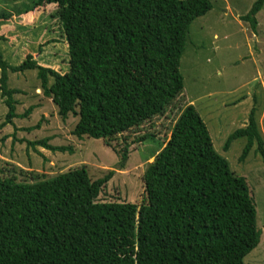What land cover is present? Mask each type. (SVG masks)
I'll list each match as a JSON object with an SVG mask.
<instances>
[{"label":"trees","instance_id":"16d2710c","mask_svg":"<svg viewBox=\"0 0 264 264\" xmlns=\"http://www.w3.org/2000/svg\"><path fill=\"white\" fill-rule=\"evenodd\" d=\"M23 4L19 13L56 5L68 70L41 65L32 53L11 65L0 47V95L7 107L1 125L17 116L13 95L20 90L8 86V72L33 69L57 114L62 119L78 117L72 133L105 143L160 114L182 91L179 64L190 24L211 8L210 0ZM263 4L255 0L241 16L253 30ZM10 17L0 14L3 20ZM4 38L0 35V41ZM254 109L247 124L233 130L223 145L226 150L232 140L245 139L240 161L253 147L264 160ZM48 140L28 144L72 152ZM127 147L119 152L118 168L125 165ZM112 174L108 170L91 180L87 167L81 166L50 177L36 174L30 180L0 175V264H246L244 257L259 243L262 230L246 179L232 172L214 149L207 125L192 104L181 111L145 169L140 205L98 200Z\"/></svg>","mask_w":264,"mask_h":264},{"label":"rangeland","instance_id":"374dc122","mask_svg":"<svg viewBox=\"0 0 264 264\" xmlns=\"http://www.w3.org/2000/svg\"><path fill=\"white\" fill-rule=\"evenodd\" d=\"M254 1L210 0L211 8L196 17L189 27L179 64L182 91L160 114L108 143L101 138L86 135L80 138L72 133L78 117L69 114L62 119L57 114V107L40 87L36 70L8 72V86L20 92L13 95L17 100V116L4 126L1 124L7 107L0 95V175L30 180L36 174L50 177L85 166L94 180L113 170L110 179L102 185L98 200L132 202L138 206L144 197L142 175L145 169L164 146L181 111L192 104L207 125L214 149L227 160L232 172L246 179L256 205V224L262 233L244 262L264 264V160L253 147L240 161L243 138L234 139L228 149L223 148L228 135L247 124L252 108L256 110L255 117L264 139V4L256 14L255 30L241 18ZM22 2L28 0H0V14L5 12L12 16V20L5 23L9 26L14 22L15 30L11 34L22 38L16 45L1 40L4 58L11 65H18L25 54L31 52L39 64L58 72L67 71L68 47L62 26L54 15L56 5L45 7L47 11L41 13V20H45L42 24L21 28L13 16L24 9ZM30 106L34 108L23 115ZM145 134L148 136L141 139ZM42 138L49 139L53 145L70 147L72 152L69 149L51 151L28 144ZM125 145L128 157L124 167L118 168L119 152Z\"/></svg>","mask_w":264,"mask_h":264},{"label":"crops","instance_id":"0c3cea01","mask_svg":"<svg viewBox=\"0 0 264 264\" xmlns=\"http://www.w3.org/2000/svg\"><path fill=\"white\" fill-rule=\"evenodd\" d=\"M22 3H24V2H22ZM51 5L53 6V4H48L46 6H41L40 9H37L35 11H28V12H24V13H19L21 11L18 10L17 15L13 16V18H17L18 19V21L17 20L16 21H17V23L19 25H21V28H24L27 25H30V27H32L35 23H39V22L42 24L43 22H45V20H41L42 19L41 18L42 17L41 13H43L44 11H47L45 9V7L51 6ZM48 14H50V13H48ZM9 20H12V16L10 18L4 19V20L0 19V35L5 37L4 38L5 41L13 42L12 43L13 45L15 43H19V41L21 43V39L22 38H19L18 34H15V33L11 34V32H14V30H15V27H13L14 26V24H13L14 22L12 24H10L9 26L7 25V23H5L6 21H9ZM214 36H216V35H214ZM0 44H1V41H0ZM10 46L12 47V45H10ZM27 53H31V52H27ZM247 95H250L249 92H247Z\"/></svg>","mask_w":264,"mask_h":264}]
</instances>
